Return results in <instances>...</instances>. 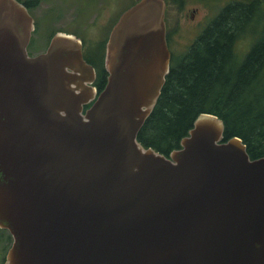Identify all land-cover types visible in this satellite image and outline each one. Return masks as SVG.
I'll use <instances>...</instances> for the list:
<instances>
[{
  "label": "water",
  "instance_id": "obj_1",
  "mask_svg": "<svg viewBox=\"0 0 264 264\" xmlns=\"http://www.w3.org/2000/svg\"><path fill=\"white\" fill-rule=\"evenodd\" d=\"M166 9L120 13L97 93L79 37L29 56L28 8L0 0L3 264H264V157L211 113L168 155L137 141L170 70Z\"/></svg>",
  "mask_w": 264,
  "mask_h": 264
},
{
  "label": "trees",
  "instance_id": "obj_2",
  "mask_svg": "<svg viewBox=\"0 0 264 264\" xmlns=\"http://www.w3.org/2000/svg\"><path fill=\"white\" fill-rule=\"evenodd\" d=\"M24 3L32 8L38 0ZM260 9H264L261 0L226 3L179 61L171 56L156 105L137 134L143 147L168 155L180 147L200 113H211L224 124V140L237 136L250 159L264 157V29L256 36L259 23L250 28ZM247 31L255 36L248 51L238 58L235 46ZM100 53V68L84 58L96 69L98 92L107 76L104 50Z\"/></svg>",
  "mask_w": 264,
  "mask_h": 264
},
{
  "label": "rangeland",
  "instance_id": "obj_3",
  "mask_svg": "<svg viewBox=\"0 0 264 264\" xmlns=\"http://www.w3.org/2000/svg\"><path fill=\"white\" fill-rule=\"evenodd\" d=\"M135 0H38L30 13L35 20V29L29 44V54L45 50L50 37L57 31L76 34L83 41L84 58L91 59L100 68V55L104 49L108 32L120 13ZM167 40L171 56L178 60L206 23L214 18L221 8L233 0H166ZM253 1V0H242ZM264 7V0H261ZM264 9L254 19L259 23L258 36L264 29ZM247 31L238 40L235 50L238 58L244 55L255 36ZM103 45V47H102ZM11 244V237L0 229V264Z\"/></svg>",
  "mask_w": 264,
  "mask_h": 264
},
{
  "label": "flooded vegetation",
  "instance_id": "obj_4",
  "mask_svg": "<svg viewBox=\"0 0 264 264\" xmlns=\"http://www.w3.org/2000/svg\"><path fill=\"white\" fill-rule=\"evenodd\" d=\"M20 2H22L27 8H28V11H29V14L32 16V14L30 13V10H31V7H28L27 6V4H25L24 2L26 1V0H19ZM32 18H33V16H32ZM33 21H34V29H35V20H34V18H33ZM114 24V23H113ZM111 29V28H110ZM34 31V30H33ZM110 31V30H109ZM33 33V32H32ZM32 33H31V36H32ZM56 33V32H55ZM68 33H71V32H68ZM108 34H109V32H108ZM167 35H168V33H167ZM167 35H166V38H167ZM52 36H53V34H52ZM51 36V37H52ZM51 37H50V39H51ZM78 37V36H77ZM80 38V37H79ZM50 39H49V41H50ZM81 39V38H80ZM167 40L169 41V39L167 38ZM30 41H31V38H30ZM30 41H29V44H30ZM82 43H83V41H82ZM29 44H28V46H27V53H28V55L29 56H34V55H37V54H34V55H31V54H29ZM48 44H49V42H48ZM48 44H47V46H46V48H45V50L47 49V47H48ZM44 50V51H45ZM44 51H42V52H44ZM41 53V52H40ZM96 78H97V76H96ZM96 78H95V81L93 82V84H92V86H94L95 88H96V91H97V93H98V89H97V87H96ZM91 104H88V105H86L85 106V108H87V107H89ZM6 255V254H5Z\"/></svg>",
  "mask_w": 264,
  "mask_h": 264
}]
</instances>
